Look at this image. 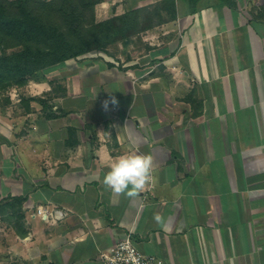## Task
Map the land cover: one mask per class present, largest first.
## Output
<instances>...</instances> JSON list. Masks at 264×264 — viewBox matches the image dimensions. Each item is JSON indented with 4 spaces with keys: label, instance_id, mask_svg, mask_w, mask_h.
<instances>
[{
    "label": "crops",
    "instance_id": "crops-1",
    "mask_svg": "<svg viewBox=\"0 0 264 264\" xmlns=\"http://www.w3.org/2000/svg\"><path fill=\"white\" fill-rule=\"evenodd\" d=\"M163 1L103 0L96 19ZM175 1V22L137 37L146 53L121 54V67L70 60L30 82L19 116L1 117L22 176L4 191L27 198V235L12 245L21 264H106L101 254L128 234L158 264H264V0ZM110 94L119 105L105 111ZM130 153L153 157L137 198L101 183Z\"/></svg>",
    "mask_w": 264,
    "mask_h": 264
},
{
    "label": "trees",
    "instance_id": "trees-1",
    "mask_svg": "<svg viewBox=\"0 0 264 264\" xmlns=\"http://www.w3.org/2000/svg\"><path fill=\"white\" fill-rule=\"evenodd\" d=\"M102 1L0 0V92L25 88L33 78L45 80L70 60L98 50L107 53L113 43L127 45L177 19L176 1L165 0L98 22L96 6ZM26 201L13 197L0 202L1 220L19 237L27 235L22 227Z\"/></svg>",
    "mask_w": 264,
    "mask_h": 264
},
{
    "label": "rangeland",
    "instance_id": "rangeland-1",
    "mask_svg": "<svg viewBox=\"0 0 264 264\" xmlns=\"http://www.w3.org/2000/svg\"><path fill=\"white\" fill-rule=\"evenodd\" d=\"M10 1H15V0H10ZM50 1V0H47ZM99 22V21H98ZM140 40V41H139ZM139 41V42H138ZM109 52L105 53L102 50L98 51H93L89 54H97L99 58H103L104 60H109L110 66H119L121 67L122 64V59H120V55H124L125 61L131 60V55L133 53H141L144 52L146 53L147 51V45L146 43L142 42L141 37L137 39L131 40L127 45H118L113 43L111 44L109 48ZM2 54L0 50V55ZM88 55V54H87ZM70 69L74 68L77 63H71L69 64ZM66 67V64L65 66ZM61 67V68H63ZM59 68V69H61ZM69 72H65L62 77L67 78ZM61 75H58V77ZM73 74L68 77V80L73 82L74 78ZM47 78V77H46ZM73 78V79H71ZM41 79L39 78H33L30 80V82H39ZM47 80V79H46ZM57 83L58 81L55 80ZM29 82V84H30ZM263 82H264V76H263ZM29 84L26 86L28 87ZM52 85H54V81H51ZM25 87V88H26ZM25 88H10L7 89L6 91L0 92V202H3L5 200L11 199L10 196H7V193L4 191V183L5 179L11 178L13 176L14 179L20 181L21 172H20V165H18V158H16L17 154H14L16 151V144H13L12 146L8 143L7 138L5 137V132L4 130L7 128V126L4 125L3 121L1 120V117L6 115V113H10L13 115L19 116L21 114L20 111V106L23 104L24 101V93ZM53 92L58 98H66L68 94L67 89H61L55 86L53 88ZM72 93V91H70ZM52 97V96H51ZM263 97V95H262ZM22 99V100H21ZM34 102L36 101H41V98H33L32 99ZM263 103L261 102L260 104L256 105V110L258 114V127L262 131L261 137L263 139ZM12 107V108H11ZM249 119V118H248ZM247 121V120H246ZM249 123V127L252 128L250 129L251 131L248 133L249 137L246 138L249 140L250 138L254 137L255 131H256V124L255 121L251 120ZM240 135V131L237 130V136ZM18 197V196H16ZM24 197V196H20ZM13 198V197H12ZM23 211V210H22ZM15 240H17V234L15 230L12 228V225H10L8 222H4L1 220V215H0V264H21L20 262V256L18 254V251L12 250V245L15 244Z\"/></svg>",
    "mask_w": 264,
    "mask_h": 264
},
{
    "label": "clouds",
    "instance_id": "clouds-1",
    "mask_svg": "<svg viewBox=\"0 0 264 264\" xmlns=\"http://www.w3.org/2000/svg\"><path fill=\"white\" fill-rule=\"evenodd\" d=\"M118 107L119 101L114 95L102 101V108L109 110ZM153 157L149 154L130 153L117 157L110 169L104 175L102 185L113 193L127 198H137L144 189L153 181ZM159 222L162 218L159 214L154 215Z\"/></svg>",
    "mask_w": 264,
    "mask_h": 264
},
{
    "label": "built area",
    "instance_id": "built-area-1",
    "mask_svg": "<svg viewBox=\"0 0 264 264\" xmlns=\"http://www.w3.org/2000/svg\"><path fill=\"white\" fill-rule=\"evenodd\" d=\"M38 214L57 218L59 213L39 209ZM101 258L106 264H158L155 257L146 255L139 250L131 234L126 235L112 248L103 252Z\"/></svg>",
    "mask_w": 264,
    "mask_h": 264
}]
</instances>
